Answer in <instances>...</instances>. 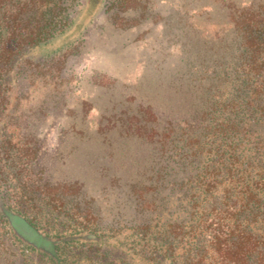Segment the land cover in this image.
<instances>
[{
    "label": "trees",
    "instance_id": "obj_1",
    "mask_svg": "<svg viewBox=\"0 0 264 264\" xmlns=\"http://www.w3.org/2000/svg\"><path fill=\"white\" fill-rule=\"evenodd\" d=\"M98 4L0 0V264H264V1L237 14L234 50L192 72L191 110L150 129L179 171L157 172L163 197L146 199L156 184L132 185L148 218L103 224L79 184L34 168L21 80L57 83L76 51V16Z\"/></svg>",
    "mask_w": 264,
    "mask_h": 264
},
{
    "label": "rangeland",
    "instance_id": "obj_2",
    "mask_svg": "<svg viewBox=\"0 0 264 264\" xmlns=\"http://www.w3.org/2000/svg\"><path fill=\"white\" fill-rule=\"evenodd\" d=\"M98 1L76 16L57 83L21 80L23 131L38 141L43 180L79 184L103 224L132 223L150 214L132 185L163 197L157 172L179 171L150 129L191 110L192 72L234 50L237 14L264 0H131L125 11Z\"/></svg>",
    "mask_w": 264,
    "mask_h": 264
}]
</instances>
